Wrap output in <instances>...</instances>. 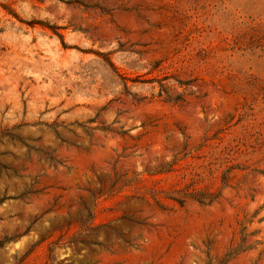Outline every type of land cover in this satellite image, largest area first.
Instances as JSON below:
<instances>
[{"label":"rangeland","instance_id":"obj_1","mask_svg":"<svg viewBox=\"0 0 264 264\" xmlns=\"http://www.w3.org/2000/svg\"><path fill=\"white\" fill-rule=\"evenodd\" d=\"M0 264H264V0H0Z\"/></svg>","mask_w":264,"mask_h":264}]
</instances>
